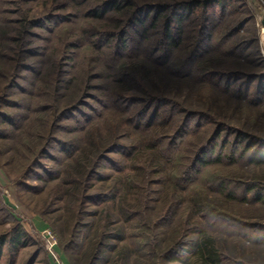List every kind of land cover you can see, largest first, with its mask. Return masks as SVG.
Segmentation results:
<instances>
[{"label":"trees","instance_id":"16d2710c","mask_svg":"<svg viewBox=\"0 0 264 264\" xmlns=\"http://www.w3.org/2000/svg\"><path fill=\"white\" fill-rule=\"evenodd\" d=\"M33 1H9L6 13L13 17L0 18V78L12 87L21 71L31 70L46 83L45 90L31 94L33 102L45 104L26 119L42 114L45 133L32 160L48 156L56 165L39 163L44 175L38 177L44 184L39 191L49 187L47 205L59 202L53 211L61 213L53 221L60 226H53L64 252L74 246L72 264H169L178 257L184 264H264V179L247 174L240 181L237 172L244 164L249 170L264 167V62L257 37L232 44L228 54L222 41L212 45L218 25L210 6L220 4L219 23L229 20V39L251 16L237 19L234 0H43L39 7ZM72 19L98 20L106 27L83 41L85 35L64 29L75 24ZM42 32L53 36L47 37L50 60L43 71H35L29 58L37 55L34 40ZM87 45L96 50L95 60L85 61L92 62L91 69L82 70L80 62L66 69L74 50ZM214 53L262 70L203 71L200 58ZM100 59L103 68L96 62ZM123 62L129 68L121 69ZM101 79L107 82L93 83ZM71 112L77 113L79 130H85L78 139V128L63 125ZM0 115L14 131L21 129ZM101 123L105 128L96 129ZM110 154H116L114 170L105 175L100 168ZM225 162L231 176L218 179L219 189L229 186L218 201L224 208L241 204L251 210L247 215L227 216L210 205L217 197L205 192L191 199L186 194L206 166ZM94 179L102 184L93 189ZM123 188L131 191L130 201ZM210 216L229 219V234L240 238L232 241L235 250L240 248L235 255L227 258L219 250L203 223ZM13 234L0 236V253L7 239L11 253L20 244L19 228ZM185 249L189 257L181 254ZM12 258L13 253L6 264H13Z\"/></svg>","mask_w":264,"mask_h":264},{"label":"rangeland","instance_id":"374dc122","mask_svg":"<svg viewBox=\"0 0 264 264\" xmlns=\"http://www.w3.org/2000/svg\"><path fill=\"white\" fill-rule=\"evenodd\" d=\"M9 1L11 0H0V18L13 17L12 13H6V9H9L10 7ZM42 1L43 0H34L31 2V5L37 4L39 7ZM235 3L237 7H239V11L236 13V18L242 19L243 17L249 15L251 16L250 22L243 28L242 31H240L238 35L229 39V37H227V33H229V20L220 24L219 21L222 14L221 6L218 3L212 4L210 6V12L213 13L211 19L213 23H217L218 25V27L215 28L212 33V45L216 42L219 43L222 41L221 43L223 48L221 49L224 50V53L228 54L229 47H231L232 44L239 43L242 39H252L257 37V48L259 50L261 59L264 62V0H234V4ZM72 21H76L74 22L75 24H65L64 29L71 30L74 35H85L83 37V41L92 39L88 33L106 27V22L99 23L98 20H81L80 22H77L78 20L72 19ZM85 31H87V33H84ZM58 33H56L55 36H57ZM224 35L225 39L221 40L222 36ZM47 37L48 34L46 32H42L41 36L34 40L37 55L29 58L30 69H34L35 71L42 69L43 71L45 62L48 63L50 60L46 58L48 49L52 44V41L48 38H52L53 36L50 35L48 38ZM133 38L137 41H143V43L149 42V39L144 38V36L140 38V36L133 34ZM218 47H220V45H218ZM88 50L90 51L88 52ZM83 51L86 52L84 53L85 55H83ZM94 51L96 52V50ZM95 52H92V48L88 45L83 50H74L72 55L74 58L72 59V56H70L67 61L68 64H66L65 68L71 71L74 65L80 62L82 70L86 67L90 70L93 66L92 62L90 64H85V61L88 58L94 59L96 57ZM207 52L208 51H205L206 54ZM205 55H203L204 57L202 56L199 61L201 62L200 66H202V69L205 72H217L222 70L229 71V69H239L243 71L262 70V68L258 70L255 68L248 70L245 68V66H237L234 63L231 64L229 55L219 53H214L209 57H205ZM53 60L54 58H52V61ZM136 61L137 60H133L134 63ZM146 61H143L142 63L146 64ZM96 62L100 63L103 68L102 60L101 62L96 60ZM119 67L121 69L129 68L124 62L121 63ZM1 71L2 70L0 69V73ZM150 72H152V70ZM92 73L93 72H91V74ZM96 73L101 72L96 69ZM105 73L107 78L110 80L111 78L110 73L108 74V69L107 71L105 70ZM39 77L40 75H36L31 70H23L20 72V75L16 79L15 85L12 87L4 84L2 82L3 80L0 78V114L5 113L12 120H14L16 124L21 125V129H15L14 131L13 125L8 122V119L0 115V236L7 235L9 238H11L14 235L13 231L19 228L20 244L15 248H12L13 264H72L74 262V246H70L65 252L63 251V241L57 234V229L60 224H58L56 221H53V219L55 217L57 218L58 214L61 213L60 210L55 212L53 211L54 208L56 210L59 202L56 204L52 202L53 204L51 206L47 205V201L49 200L47 199L49 187L43 188L42 191H39L40 188L44 186L43 182L38 180L39 176H44L41 173L39 163H43L44 166L50 167L56 165L52 160L49 159L48 156L40 158L39 162H36L37 164L32 160L34 157V152L38 146H40V135L45 133L44 123H41L42 121L40 120L42 114L39 111L36 113L34 112L29 119H26V116L30 114V111H33L36 108L40 109L39 106H43V104H45L39 101L35 103L32 100L33 97L31 94H33V91H36L37 89L38 91H43L46 88V83H43L45 81ZM106 82V79L93 81V83L96 84H102ZM5 83H8V81ZM92 91L97 93L99 90ZM90 102L94 105H97L96 101L93 102V100H90ZM74 113H69L70 116H68V118H66L63 122V125H68L70 129H76L78 127L80 128V125H78L77 122H74V118L77 117V113ZM99 126L104 127V124L101 123L95 128L97 129ZM79 128L74 133L77 139L81 137L80 135H84L85 133V130L80 131ZM14 132L17 135L16 137H13ZM2 136L4 137L2 138ZM61 137L66 138L64 136ZM54 149L55 148L50 150L49 153H55ZM110 157L111 159L105 160L100 168V171L105 175L111 174L114 170L112 162L116 159V154H110ZM237 172L240 176V181H244L247 174H257V176L264 179V167L260 169L258 168L249 170L247 165L244 164L238 167ZM230 176L231 168L228 164H226V162L222 164H211L206 166L195 183L191 184V188H189L186 194H190L189 198L191 199L192 196L200 197V193L205 192L207 195H210L211 198L217 197L213 200V203H210V205L217 210H223L227 216L237 215L241 217L243 214L247 215L251 213V210L248 208L244 209L241 204L239 209L232 208V205L229 206V203L227 205L228 207L224 208L220 205V201H218L223 196V191L221 190H227L229 187H220L221 189H219L217 185L218 179H225L229 181ZM101 184V181L94 179L93 189L100 186ZM123 192L127 193V200L130 201L133 196L131 191L128 189L125 190V188H123L121 193ZM118 199L119 198L117 197V199L114 201V204H118ZM109 203L110 202H108V204ZM44 210L52 212L46 214L44 213ZM180 212L182 213L183 211L181 210ZM180 212L177 217H180ZM203 223L205 225L209 224L208 232H210L215 238L216 244L224 256L229 258V256L236 254L235 251L238 252V250H240V248L235 250V244L232 242L236 240L240 241V238H235L233 234H229V219L228 221H222L219 218L210 216L209 219L204 220ZM54 224L57 225V229L54 228ZM131 224L133 225V222ZM40 225L43 227L40 228ZM44 228H48L52 232L54 237L53 240L56 242L55 252L53 249L49 248L51 239L45 238L41 232ZM131 228L133 229L134 227L131 226ZM191 237H197V234H191ZM12 243L14 245V242ZM10 247L11 246H9L7 239V242L4 244L2 252L0 253V264H6L10 258L12 254ZM34 253L36 256H33ZM181 254H183L184 257H189L186 249L182 251ZM225 263L229 264V260H226ZM169 264H184V258H175Z\"/></svg>","mask_w":264,"mask_h":264},{"label":"built area","instance_id":"2783aa9c","mask_svg":"<svg viewBox=\"0 0 264 264\" xmlns=\"http://www.w3.org/2000/svg\"><path fill=\"white\" fill-rule=\"evenodd\" d=\"M42 234L45 238L51 239L50 243H49V248L53 249V251H56V247H55V240H53V235L52 232L50 231V229L48 228H44L42 231Z\"/></svg>","mask_w":264,"mask_h":264},{"label":"crops","instance_id":"0c3cea01","mask_svg":"<svg viewBox=\"0 0 264 264\" xmlns=\"http://www.w3.org/2000/svg\"><path fill=\"white\" fill-rule=\"evenodd\" d=\"M42 223H43V221H42ZM41 225H42V224H41ZM41 225H40V228H42V227H43V226H41Z\"/></svg>","mask_w":264,"mask_h":264},{"label":"bare ground","instance_id":"6f19581e","mask_svg":"<svg viewBox=\"0 0 264 264\" xmlns=\"http://www.w3.org/2000/svg\"><path fill=\"white\" fill-rule=\"evenodd\" d=\"M263 40H264V34H263Z\"/></svg>","mask_w":264,"mask_h":264}]
</instances>
